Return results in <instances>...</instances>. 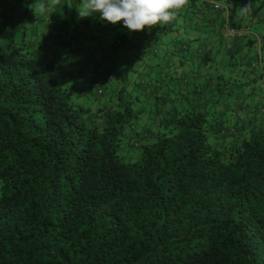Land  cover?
<instances>
[{
    "label": "trees",
    "instance_id": "trees-1",
    "mask_svg": "<svg viewBox=\"0 0 264 264\" xmlns=\"http://www.w3.org/2000/svg\"><path fill=\"white\" fill-rule=\"evenodd\" d=\"M16 1L0 6V264H264V114L234 129L188 103L134 133L130 67L107 95L82 80L105 24L72 4L30 29Z\"/></svg>",
    "mask_w": 264,
    "mask_h": 264
},
{
    "label": "crops",
    "instance_id": "crops-1",
    "mask_svg": "<svg viewBox=\"0 0 264 264\" xmlns=\"http://www.w3.org/2000/svg\"><path fill=\"white\" fill-rule=\"evenodd\" d=\"M32 1L11 5L13 21L25 16L30 29L37 25L33 18L45 28L51 13L81 8L80 0H45L36 13ZM246 2L244 11L241 0H186L172 23L131 35L104 23L102 36L81 53L88 94L117 91L118 74L130 67L128 89L137 97L134 105H144L134 127L144 136L188 103L221 114L230 128L252 126L254 113L264 114V0ZM4 21L0 16V26ZM229 30L237 33L228 36Z\"/></svg>",
    "mask_w": 264,
    "mask_h": 264
},
{
    "label": "clouds",
    "instance_id": "clouds-1",
    "mask_svg": "<svg viewBox=\"0 0 264 264\" xmlns=\"http://www.w3.org/2000/svg\"><path fill=\"white\" fill-rule=\"evenodd\" d=\"M185 3L186 0H80L81 10L77 12L81 19L120 25L131 35L172 23Z\"/></svg>",
    "mask_w": 264,
    "mask_h": 264
},
{
    "label": "rangeland",
    "instance_id": "rangeland-1",
    "mask_svg": "<svg viewBox=\"0 0 264 264\" xmlns=\"http://www.w3.org/2000/svg\"><path fill=\"white\" fill-rule=\"evenodd\" d=\"M11 1H14V0H1L0 1V6H2V5H5V6H8V3H10ZM242 1V7H244V8H242V10H244L245 11V5H246V1L247 0H241ZM44 2H45V0H33L32 2H31V6H30V9H32V10H34L36 13H39V10H40V8L43 6V4H44ZM50 3H52V0H51V2ZM249 4V3H248ZM80 10H81V8H80ZM137 132H139L138 130H136V131H134V133H137ZM140 133H144V132H140ZM135 135V134H134ZM144 135V134H143ZM138 137H140V136H138ZM135 141H134V144H136V143H144V138H141L140 137V139L139 138H136V139H134ZM136 148H138V147H136ZM136 148L135 147H128V148H126L125 150V153L126 154H128L131 158L133 157V158H136V156H137V151H136Z\"/></svg>",
    "mask_w": 264,
    "mask_h": 264
},
{
    "label": "built area",
    "instance_id": "built-area-1",
    "mask_svg": "<svg viewBox=\"0 0 264 264\" xmlns=\"http://www.w3.org/2000/svg\"><path fill=\"white\" fill-rule=\"evenodd\" d=\"M214 8H215V9H218V8H220V6L217 5V4H214ZM236 33H237L236 30H229V32H228V36H234Z\"/></svg>",
    "mask_w": 264,
    "mask_h": 264
}]
</instances>
